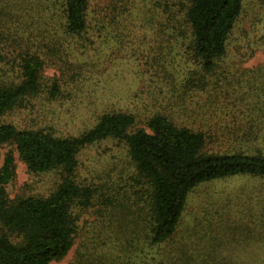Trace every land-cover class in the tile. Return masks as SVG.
<instances>
[{
	"label": "trees",
	"instance_id": "obj_1",
	"mask_svg": "<svg viewBox=\"0 0 264 264\" xmlns=\"http://www.w3.org/2000/svg\"><path fill=\"white\" fill-rule=\"evenodd\" d=\"M245 10L246 0H0V145L12 148L0 169V264L60 263L76 244L72 264H145L165 247L190 264L206 230L225 232L227 202L215 217L204 207L193 225L185 222L201 186L264 181V65L241 67L264 48V32L247 38ZM148 25L162 55L145 62L147 73L162 75L169 91L153 96L149 112L108 109L88 124L72 111L65 121L79 130L63 131L62 114L55 120L49 107L77 103L98 47L112 50L106 64L118 77L112 55L124 45L112 43ZM182 57L193 67L180 68ZM25 113L37 120L21 127L13 118ZM104 143L127 153L131 174L115 165L120 183L100 198L81 178L80 156ZM16 151L30 173L57 174L48 194L11 198ZM255 212L262 231L264 212Z\"/></svg>",
	"mask_w": 264,
	"mask_h": 264
},
{
	"label": "rangeland",
	"instance_id": "obj_2",
	"mask_svg": "<svg viewBox=\"0 0 264 264\" xmlns=\"http://www.w3.org/2000/svg\"><path fill=\"white\" fill-rule=\"evenodd\" d=\"M258 17L261 18L262 23L258 27L256 26L257 29L252 30V26ZM243 21V26L249 31L247 38L251 40L258 38L259 34L264 32V0H246ZM247 38L245 39L246 42ZM159 44L155 31L149 25L144 29H138L134 35H130L122 44L114 41L112 43L113 48L124 45L121 48L123 49L122 52L112 55V60L118 64L115 68V72H118V77L116 78L109 77L110 70L113 69H110V66L106 64L104 54H110L112 50L108 51L106 45H100L101 47H98L99 53H97V50L91 57L93 58L95 74L89 75L90 78L85 83L83 93L80 94V99L77 100V103L74 102V105L66 103L63 107L59 104L55 105V108L54 106L49 107L55 116V120L58 118L56 117L57 115L62 114L58 118V121L61 122L62 130L69 132L79 130L77 126H73L71 120L69 124L65 121L67 120L65 116L75 110L81 115L80 118L87 121L88 124L95 119L97 114L108 109H119L127 112L141 109L142 112L144 110L149 112L153 96L159 94L158 92L161 88L167 92L169 91L165 84L166 82L162 79L163 76L153 77L151 80L152 76L147 73L148 68L145 65L147 60L154 61L156 58H160L162 52ZM140 51L143 55H133L135 52ZM165 53L167 54V48ZM231 58L233 56H230V60L226 63L227 65L232 63ZM177 65L182 69L184 67L186 70L191 66V64L186 65L184 57L179 59ZM261 65H264V48L257 50L254 57L242 63L241 67L254 69ZM177 71L179 72V68ZM154 72L156 71L154 70ZM47 74L52 76L54 71L48 70ZM172 98L173 96L170 98V102L173 100ZM56 111L58 113L55 115ZM59 111H62V113H59ZM25 115L26 113L21 116H15L13 120L21 127L34 124L37 120L28 118ZM76 122L83 124L78 119ZM11 149V147L0 145V169L6 154ZM13 151L15 150L13 149ZM15 157L17 167L16 177L9 188L11 198H15L25 192L35 195L48 194L58 181L57 174L34 175L21 162L17 151L15 152ZM80 162L83 165L80 173L81 178L95 184L100 190V198L108 197L110 186L115 184L117 187L116 184L120 183L121 175L114 169L115 165L121 168L126 176L131 174L127 153L119 150L111 143L99 144L85 150L80 156ZM263 192L264 181L249 177L217 181L205 184L197 189L191 198L186 216V225H193L196 216L202 215L204 207H207L211 211L212 217H215V212L221 211L222 208L220 207L224 206L225 202H227L225 205L228 206L225 208L226 212L223 213V218L227 219L230 217L231 222L228 219L223 230L225 232L221 235H217L210 229H203V232L206 230L204 235L207 236V240L205 239L202 243H199L201 248L193 251L197 260L190 264H264V230L257 229L250 219L251 210L256 211L258 219L261 218V213L264 212V203H262ZM230 199L233 202L229 201ZM145 206V202H141L139 205L141 209ZM257 218L254 221L256 223ZM90 220L92 221L94 218ZM238 220H242V222L236 228ZM207 244L211 247V252L208 256H206L208 251L206 249L208 247ZM78 247L79 245L76 244L65 260L53 264H72L76 258ZM165 248V250L161 251L163 255L158 256L155 254V262L145 257H141L142 261L145 263V259H147L145 264H189L185 262L187 258L182 255L177 258L178 254L176 252L170 251V247ZM171 255H175L174 258H171ZM200 256L201 258L199 259ZM177 260L180 262L176 263L178 262Z\"/></svg>",
	"mask_w": 264,
	"mask_h": 264
}]
</instances>
